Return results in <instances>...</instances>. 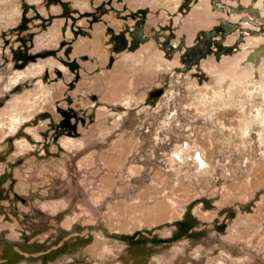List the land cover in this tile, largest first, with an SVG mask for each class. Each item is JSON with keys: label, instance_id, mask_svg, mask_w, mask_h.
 I'll return each mask as SVG.
<instances>
[{"label": "rangeland", "instance_id": "374dc122", "mask_svg": "<svg viewBox=\"0 0 264 264\" xmlns=\"http://www.w3.org/2000/svg\"><path fill=\"white\" fill-rule=\"evenodd\" d=\"M113 2L120 8L115 21L145 7L140 12L161 38L144 44L140 60L118 59L142 71L147 84L142 101L133 94L124 109L134 131L131 154L123 157L131 169L114 161L112 170L99 159L89 188L93 210L76 207L81 215L75 203L59 210L44 201L69 190L74 200L88 198L83 176L78 187L67 179L47 189L42 175L27 172L34 155L56 162L59 151L49 147L64 133L61 111L77 112L59 105L55 65L63 63L55 51H28L48 23L28 11L26 0L0 3V264H264V53L256 59L249 58L251 48L211 53L188 66L181 53L163 49L173 34L174 0ZM211 9L208 0L196 3L192 24L178 34L191 39L193 31L210 28L218 14ZM159 17L167 27L156 24ZM88 25L79 18L74 27ZM106 39L105 32L104 48ZM262 42L249 36L242 46ZM151 89L162 93L151 98ZM22 137L33 148L17 156L14 141ZM104 175L112 178L106 185Z\"/></svg>", "mask_w": 264, "mask_h": 264}, {"label": "crops", "instance_id": "0c3cea01", "mask_svg": "<svg viewBox=\"0 0 264 264\" xmlns=\"http://www.w3.org/2000/svg\"><path fill=\"white\" fill-rule=\"evenodd\" d=\"M103 1L26 0L29 5L26 7L28 11L38 12L40 18L45 19L48 23L44 29L34 33L32 45L28 51L32 55L55 51L56 56L54 57L60 63L65 61L68 65H72L73 62L76 64L72 66V69L67 65H63V67L60 64L59 66L55 65V71L59 74L62 72L60 70L66 67L70 69L68 72L64 71L62 77L58 75L61 81V85L58 87L59 97L62 99L59 105L75 108L78 112V117L73 120L77 125L74 135L71 136L67 131H64L60 134L57 144H50V152L59 151L56 162L51 156L44 159L43 162H38L34 155L27 160V172L28 176L42 175L47 189H50L57 180L67 181V179L77 180V184L73 186L78 187L83 176L86 187H88L85 192L88 194V198L79 197L74 200V196L69 190L62 196L44 201L48 208L59 210H66L75 203L73 212L76 215L79 213L81 215L76 207L84 208L86 210L83 211L84 213H90L93 210L91 205L94 201L89 188L92 187L93 175L98 173L99 159L112 170L115 164L120 168L123 164L124 168L130 172V164L127 162L124 165L123 157H129L131 154L134 131L129 126V117L124 115L127 113L124 109L129 108V101L133 94L139 93L138 97L141 98L144 95L143 90L147 87L144 73L130 66V61L140 60V53H133L137 56L130 57V61L128 59L119 61V57L125 55L119 54L116 56L113 66H108L110 54L108 47L106 45L105 48L103 47L102 38L106 31L107 21L110 20L113 25L117 23L115 13L106 14L103 19L107 23L102 22L104 25L95 24L93 28L90 15ZM3 2L4 0H0V3ZM79 18L85 20L87 24L90 23L88 25L89 34H74L76 31L74 24ZM2 30L0 29L1 34ZM68 81L70 86L67 85ZM69 87L71 88L68 89ZM110 109H122L123 115L116 116L115 113L120 112H116V110L111 114ZM26 132L30 133L27 130ZM25 140L22 137L14 141L17 156L24 153V147H28L26 151L33 148L30 147L32 144L27 140L28 143H26ZM34 140L40 142L41 137L34 138ZM117 156L119 158H116ZM72 157H76L74 173L70 168ZM21 172L22 169H17L18 174ZM103 180L106 185L112 181V178L104 175ZM69 215L75 223L79 219L74 214L70 213Z\"/></svg>", "mask_w": 264, "mask_h": 264}, {"label": "flooded vegetation", "instance_id": "af4514ba", "mask_svg": "<svg viewBox=\"0 0 264 264\" xmlns=\"http://www.w3.org/2000/svg\"><path fill=\"white\" fill-rule=\"evenodd\" d=\"M113 1L106 0V3L103 1L90 13L92 16V28L95 24L104 22L103 17L110 12H114L115 18H117L120 8L116 7ZM200 1L174 0L172 2L173 8L171 10V17H169L171 19L169 24L173 33L170 36L171 41L163 48L164 41L159 40L161 43L160 46L164 49L165 53L170 50L174 55L181 53L180 58L188 66H192L199 60L208 57L211 53H229L232 55L241 49L251 48L249 58H252L258 49L264 48V42L254 47L249 45L246 47L242 46L249 36L264 37V0H208L212 6L211 10L218 12L215 17H212L217 18L216 21L211 24L212 26L210 28L202 27L197 32L193 31L191 39L184 33L182 36L185 35V37H181L178 34L180 28L188 27L192 24L189 20L190 14L195 4H199ZM144 8L140 5L138 8L126 11L124 19L118 20L115 25L111 21L107 23L105 31L107 33V39L105 45L108 47L110 54L108 66H113L117 55L142 54L141 48L144 44L150 42L152 38H161L159 27L151 26L152 21L146 17L147 14L140 12V9ZM161 18H157L159 20H157L156 24L167 27L166 24H163ZM149 29L152 31V34L149 33ZM79 30H81V33L89 34L88 29L76 28V31ZM189 40L191 43H188ZM62 63V65H67L72 69V66L66 64L65 61H62ZM58 75L62 77V72H59ZM151 90V98L159 96L162 93L157 89ZM139 101H142V99L140 98ZM61 112L63 115L61 118V127L65 129L64 131L67 129L72 130L74 134L77 125L73 120L78 117V112H75L74 109H65ZM189 232H191V229Z\"/></svg>", "mask_w": 264, "mask_h": 264}, {"label": "water", "instance_id": "95a60500", "mask_svg": "<svg viewBox=\"0 0 264 264\" xmlns=\"http://www.w3.org/2000/svg\"><path fill=\"white\" fill-rule=\"evenodd\" d=\"M262 53H264V48L258 49L257 53H255L254 57H252L251 59L258 58ZM74 65H76V64L73 62V64L71 66H74ZM66 115H68V114H66Z\"/></svg>", "mask_w": 264, "mask_h": 264}]
</instances>
